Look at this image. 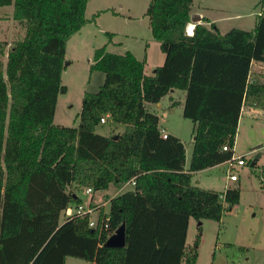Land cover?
Returning <instances> with one entry per match:
<instances>
[{"label": "trees", "instance_id": "trees-1", "mask_svg": "<svg viewBox=\"0 0 264 264\" xmlns=\"http://www.w3.org/2000/svg\"><path fill=\"white\" fill-rule=\"evenodd\" d=\"M193 1H149L148 26L164 54L152 73L131 50L95 48L90 69L103 82L84 92L78 125L64 126L53 117L66 91V43L89 21L87 0H0L25 27L9 46L0 39V264H64L68 255L92 264H195L199 237L186 243L189 218L220 220L240 189L204 188L192 174L233 156L242 105L264 109V81L248 79L252 60L264 61V0L252 29L220 32L203 16L188 34ZM173 89L184 92L181 112L194 126L188 165L182 140L164 137L159 115L146 108ZM104 115L125 129L98 133ZM126 182L133 187L107 202V229L99 226L103 206L65 214L83 202L81 187ZM122 222L124 245H105Z\"/></svg>", "mask_w": 264, "mask_h": 264}, {"label": "rangeland", "instance_id": "rangeland-1", "mask_svg": "<svg viewBox=\"0 0 264 264\" xmlns=\"http://www.w3.org/2000/svg\"><path fill=\"white\" fill-rule=\"evenodd\" d=\"M149 1L87 0L85 16L89 21L81 33L76 32L66 43L67 62L61 75L66 91L57 97L54 123L77 126L84 92H95L102 84L104 74L99 70H91L89 65L95 48L106 43V50L110 52L124 53L131 50L139 59L146 56L147 73H152L154 64L162 63L164 54L150 33L145 13ZM192 7L193 13L199 14L200 11L202 15L213 19L217 28L224 32L231 27L252 29L260 9V0H194ZM12 10L11 4L0 6V39H5L8 46L25 35V27L13 19ZM95 13L97 15L92 19ZM170 96L182 101L184 99L181 90L173 89L159 102L146 103V108L157 112L160 125L182 140L188 165L194 126L190 119L182 115L181 106H170ZM124 129V124L111 121L96 126L98 133L107 136L121 133ZM234 147L233 156L242 152L240 155H244L246 160L245 164H235L230 169L238 175V181L233 184L239 185V201L232 208L224 210L220 220L189 218L186 243L192 245L199 237L195 264H264V185L260 172L264 168V115L240 117ZM250 148V151L244 152ZM227 170L228 163L222 162L194 171L192 182L204 188L223 191L227 186ZM84 189L81 187L78 195L85 204L101 203L116 190L111 185L90 193ZM64 264L92 263L68 255Z\"/></svg>", "mask_w": 264, "mask_h": 264}, {"label": "built area", "instance_id": "built-area-1", "mask_svg": "<svg viewBox=\"0 0 264 264\" xmlns=\"http://www.w3.org/2000/svg\"><path fill=\"white\" fill-rule=\"evenodd\" d=\"M189 25L187 26L186 32L188 34H192L193 31V25H191L189 28ZM106 116L104 115L100 118V122H106ZM161 132L163 136H166V131L164 129H161ZM223 149H227V145L222 146ZM228 163V172L230 171L231 167L236 165H243L246 163V160L243 155H238V156H232L230 159L226 160ZM261 181L264 183V168L261 169ZM228 177L230 180H238V175L236 173H229ZM92 191L91 188L87 187L85 188L86 193H90ZM105 202H101L100 204H85L84 201L82 203H78L74 206H67L65 209V214L66 215H85V214H92L97 212L98 208L103 206L104 210L102 211V215L100 217V228L102 229H107L108 228V216L106 214L105 210ZM97 215V213H96ZM96 220L94 217L89 220V225L95 226L96 225Z\"/></svg>", "mask_w": 264, "mask_h": 264}, {"label": "crops", "instance_id": "crops-1", "mask_svg": "<svg viewBox=\"0 0 264 264\" xmlns=\"http://www.w3.org/2000/svg\"><path fill=\"white\" fill-rule=\"evenodd\" d=\"M199 12V15H200V20H201V17H203L204 15H202V13L200 12V11H198ZM259 12V11H258ZM258 14V13H257ZM208 19H209V17H207ZM209 21L210 22H214V20L213 19H209ZM193 24L194 25V23L192 22V21H190V23H189V25L190 24ZM83 26H85V25H83ZM83 26L81 27V29L83 28ZM81 29L79 30V31H77V33H81L80 31H81ZM220 31V30H219ZM221 32V31H220ZM75 34V33H74ZM136 55V54H135ZM145 57V59L147 58L146 56H144ZM139 58V57H138ZM142 58V57H141ZM160 60H161V58H160ZM91 64V63H90ZM89 64V65H90ZM157 65H159V64H154L153 66H152V68L154 69L155 68V66H157ZM152 69V70H153ZM248 79L249 80H254V79H257V80H259V81H264V61H258V60H252V62H251V66H250V71H249V75H248ZM183 96H184V92H183ZM171 97V100L172 99H174V100H179V102H180V104H178V105H176V106H181V103H182V100H180V99H178V98H176L175 99V97H173V96H170ZM171 103V102H170ZM172 107H174V106H172ZM256 114H258V115H264V109H262V108H259V107H254V106H250V105H246V104H244V105H242L241 106V109H240V114H239V118H238V123H239V119H240V117H243L244 115H248V116H253V115H256ZM162 126V129H164L166 132H168V129L164 126V125H161ZM234 146H235V143H234ZM252 148H250V149H248V150H245L244 152H248V151H250ZM234 152H235V147H234ZM242 153V152H241ZM241 153H239V155L241 154ZM234 154V153H233ZM237 155V154H236ZM238 156V155H237ZM244 156V155H243ZM245 158V157H244ZM223 162H225L226 163V161H223ZM222 163V162H221ZM255 163V161L253 162V164ZM215 166V165H214ZM212 167V166H211ZM207 168H209V167H207ZM205 169V168H204ZM229 173H232V171L230 170L229 172H228V170H227V175H226V179H227V184H225V185H232L234 182H236V181H238V180H230L229 179V177H228V174ZM231 181H232V183H231ZM129 185H131L130 187H128ZM133 187V183L132 182H126V183H124L121 187H119V188H117L116 190H115V192L113 193V194H111V196H114L115 194H117V193H119V192H122V191H124V190H126V189H131ZM213 189V188H212ZM85 190V189H84ZM216 190V189H215ZM93 191V190H92ZM91 191V192H92ZM218 191H221V190H218ZM110 196V197H111ZM109 197V198H110ZM109 198H107V199H104L102 202H105V204H107V202L109 201ZM95 202V201H94ZM93 204H100V203H93Z\"/></svg>", "mask_w": 264, "mask_h": 264}, {"label": "water", "instance_id": "water-1", "mask_svg": "<svg viewBox=\"0 0 264 264\" xmlns=\"http://www.w3.org/2000/svg\"><path fill=\"white\" fill-rule=\"evenodd\" d=\"M191 21L194 22H199L200 21V15L197 13H193L191 15ZM117 134L112 135L111 137H116ZM195 136H193V139ZM105 245L107 246H123L125 243V225L122 222L112 234H110L106 241L104 242Z\"/></svg>", "mask_w": 264, "mask_h": 264}, {"label": "bare ground", "instance_id": "bare-ground-1", "mask_svg": "<svg viewBox=\"0 0 264 264\" xmlns=\"http://www.w3.org/2000/svg\"><path fill=\"white\" fill-rule=\"evenodd\" d=\"M189 25V24H188Z\"/></svg>", "mask_w": 264, "mask_h": 264}]
</instances>
